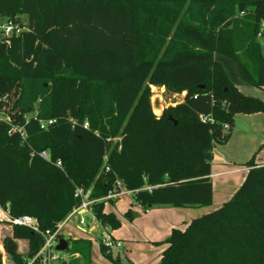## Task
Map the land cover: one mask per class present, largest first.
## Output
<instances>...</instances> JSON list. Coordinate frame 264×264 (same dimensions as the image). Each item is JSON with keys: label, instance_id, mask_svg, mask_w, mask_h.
<instances>
[{"label": "trees", "instance_id": "obj_1", "mask_svg": "<svg viewBox=\"0 0 264 264\" xmlns=\"http://www.w3.org/2000/svg\"><path fill=\"white\" fill-rule=\"evenodd\" d=\"M0 16L27 27L0 39V108L9 105L27 133H10L0 120V207L54 232L81 203L78 187L98 199L118 179L130 190L153 186L134 194L145 208L212 204L215 145L231 139L238 114L264 113V100L233 83L216 54L235 59L243 81L264 88L257 38L264 0H0ZM152 85L186 92L183 102L156 115ZM247 164L227 202L172 229L159 264H264V165L255 157ZM105 204H93L97 220L119 227ZM12 237L6 248L15 264L44 244L24 225L14 224ZM15 239H28L27 252ZM68 241L67 252L80 257L58 264H91L92 240Z\"/></svg>", "mask_w": 264, "mask_h": 264}, {"label": "rangeland", "instance_id": "obj_2", "mask_svg": "<svg viewBox=\"0 0 264 264\" xmlns=\"http://www.w3.org/2000/svg\"><path fill=\"white\" fill-rule=\"evenodd\" d=\"M25 24V23H24ZM264 53V46L262 47ZM216 58L223 64L230 80L241 87L244 93L252 96H264V90L259 87L249 85L242 79L241 72L238 63L230 56L217 53ZM152 90V106L154 113L158 116L162 115L164 110L170 106H175L183 102L184 94L179 91H170L164 86H151ZM263 91V92H262ZM7 106L0 108L1 116H8ZM5 112L4 114L1 112ZM242 116L238 114L235 123V134L226 144L217 143L214 147V158L215 170L219 169L223 165L226 167L240 166L239 164L231 163L230 159L233 157L238 158L241 154H244V147L248 135L250 134V127L248 123L238 117ZM242 157V156H241ZM256 160V159H255ZM238 161V160H237ZM102 173V172H101ZM232 176L228 174L223 177H219L216 182V194L221 191L223 187H227V184L223 183V180H231ZM227 181V182H229ZM222 183L224 186H222ZM221 184V185H219ZM134 196L132 194L122 195L117 201H106L105 209L109 211H115L122 218L121 225L112 229V234L115 238L122 241L121 248H114L111 252L108 250L107 253H112L111 256L105 254L101 249V243H103L102 232L104 228L99 222L92 224L91 215H87L88 223L91 224L89 228L72 229L74 236H88L93 240L92 247V258L91 264H159L161 261V254L165 247L163 240H158L159 225L157 222L150 221V218L157 212L158 205L150 207V213L146 212V208L142 209L137 204H132ZM117 207V208H115ZM132 211V218L125 215L126 211ZM137 213L138 215H135ZM151 216V217H150ZM94 227L92 231H90ZM105 227V226H104ZM158 227V228H157ZM70 229V225L66 227ZM62 234V233H61ZM106 234V232H105ZM13 225L9 221L0 220V254L2 255L3 264H15L12 260L11 254L6 248V239H12L13 237ZM64 238L68 239L69 237ZM89 238V239H90ZM18 245V252L25 253L29 248L28 239H15ZM56 247V246H55ZM55 252L59 255L66 256L68 259L72 257H80V254H69L67 250L61 251L55 248ZM133 262V263H132Z\"/></svg>", "mask_w": 264, "mask_h": 264}, {"label": "crops", "instance_id": "obj_3", "mask_svg": "<svg viewBox=\"0 0 264 264\" xmlns=\"http://www.w3.org/2000/svg\"><path fill=\"white\" fill-rule=\"evenodd\" d=\"M239 88L241 89L240 86H239ZM260 89L264 90V88H260ZM183 94L185 96L186 92H183ZM263 94H264V92H263ZM257 97H260L264 100V96H257ZM240 115H242V116H238V117L244 119L248 123V126L250 127V129H249L250 134L248 135V139H247L246 144H245L246 146L244 147V149H245L243 152L244 154H241L240 156H238V158H236L237 157L236 156V157H233L230 159L231 163L233 162L234 164H237V165L239 164L240 166H232V167L228 168L225 165H223V168H221V166H220L219 169L215 170L216 167H215V164L213 162L212 178H213V183H214V198H213V202L211 205L195 206V207H175L172 205H158L159 208H157L156 214L152 217L150 216L151 217L150 221L157 222L158 225L160 226L159 232L157 235L158 236L157 238H159L158 240L165 241L170 236L173 228L185 229L187 227V225L191 222L192 219L199 217V216H202L206 213H209V212L221 207L225 202H227L235 194V192L239 189L242 182L244 181V179L248 173V170L250 169V166L247 164V162L250 159L255 157L256 165H264V113L258 112V113H254V114H240ZM236 118L237 117H235V123H236ZM234 132H235V129H234ZM234 132H233V135L235 134ZM233 135H232V137H233ZM230 173H231V175L233 174L232 184H230L231 180L230 181L228 179L226 181L223 180L222 181L223 183H225V184L229 183V184H227V187H223L221 189V191L218 192V195H217L216 194V189H217L216 188V186H217L216 180L219 177H223V176L228 175ZM227 181H229V182H227ZM223 183H222V186H224ZM219 185H221V184H219ZM118 199L114 200L113 203L116 204L118 202L117 201ZM133 203H135V202L132 199V204ZM115 208H117V207H115ZM140 208L144 209L145 207H140ZM147 209L149 211H147ZM105 211L114 212L118 216V218L122 220V218L119 216V214L116 213L115 211H109L106 209H105ZM146 212L150 213V208H146ZM5 215H6L5 211L3 209L2 210L0 209V220L1 221H3V220L7 221ZM135 215H138V214L135 213ZM96 222H99V221H96ZM87 223H88V220H87ZM94 223H92V224H94ZM68 225H70V227H71L70 229L66 228ZM101 226L104 228V232H102V235H104L106 232V233H110L114 237V235L112 234V229H109L108 227H104L102 224H101ZM86 227L80 226L78 224V220L72 218L71 220L67 221L63 225L60 233H62L65 237H69V238L71 237L74 239H76V238H90L88 236H81L80 237V236H74L73 235L72 229H81V228H86ZM87 228H89V227H87ZM93 229H94V227H92V229L90 231H92ZM90 239H92V238H90ZM167 247H168V244L165 243L164 250ZM162 254H163V252H162ZM162 254H161V258H162Z\"/></svg>", "mask_w": 264, "mask_h": 264}, {"label": "built area", "instance_id": "obj_4", "mask_svg": "<svg viewBox=\"0 0 264 264\" xmlns=\"http://www.w3.org/2000/svg\"><path fill=\"white\" fill-rule=\"evenodd\" d=\"M241 14H245V12H242ZM26 26L19 21L18 19L15 21L14 19L5 18L0 16V39L8 38L13 35H19L21 32L26 30ZM257 38L262 46H264V21L262 22L260 29L257 33ZM7 96L4 97L6 99ZM40 101V100H39ZM4 114L5 112H1V114ZM37 114V109L34 113V115ZM201 119L203 121H210L211 119L207 116L201 115ZM0 120L7 122L10 125V133H19L22 138H26L27 133L24 128V126L20 125L19 123H15L11 117L8 115L6 117L0 115ZM41 121V127L47 128L50 125L54 124L56 122L55 119H47V120H40ZM86 126H88V122L85 123ZM228 128V125L225 126ZM121 140L120 137H117L114 139ZM121 148V146H120ZM40 156L43 157L46 160H51V154L48 150H43L40 152ZM105 160H108V155H105ZM58 166H62L61 160H58L56 163ZM106 171L110 170V166L106 164L105 167ZM153 186H145L141 189L136 190H130L126 188L122 180L118 179L113 187L109 190L108 194L102 198L94 199L91 198V189H85L83 187H78L76 190V196L81 197V203L76 206L70 214L66 217V219L59 224L56 231L51 232L49 230L43 232L40 230L38 220L30 215H24L19 217H13L10 215V213L5 210L4 208L0 207V209L5 211V217L7 221H9L12 225H24L28 226L36 231H39L44 236V244L41 247V249L32 257H30L27 261V264H58L62 260H68L66 256L59 255L55 252V246L59 243L60 239L62 237H59L61 228L63 225L71 220L72 218L78 220V224L80 226H87L91 227L90 224L87 223L88 218L86 215H91L92 223L98 221L94 212H93V204L97 201H109V200H116L120 198L122 195L125 194H134L138 192L139 190H149L151 191ZM138 206L143 207L141 204L136 203ZM147 211H149L147 209ZM109 228V227H108ZM110 229V228H109ZM103 244L109 249V251H112L114 248H121L122 247V241L119 239L114 238L110 233L104 234L103 237Z\"/></svg>", "mask_w": 264, "mask_h": 264}, {"label": "water", "instance_id": "obj_5", "mask_svg": "<svg viewBox=\"0 0 264 264\" xmlns=\"http://www.w3.org/2000/svg\"><path fill=\"white\" fill-rule=\"evenodd\" d=\"M18 20L20 21L21 18L19 17ZM170 118L173 119L172 117H170ZM175 123H177L176 120H175ZM12 247H13V245L10 244V248H12ZM68 247H69V241H68V239L63 237L60 239L59 243L57 244L56 249L61 250V251H65L68 249Z\"/></svg>", "mask_w": 264, "mask_h": 264}]
</instances>
